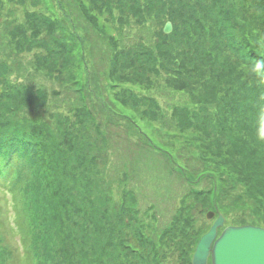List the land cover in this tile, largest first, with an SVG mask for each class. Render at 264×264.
I'll return each instance as SVG.
<instances>
[{
  "label": "trees",
  "instance_id": "obj_1",
  "mask_svg": "<svg viewBox=\"0 0 264 264\" xmlns=\"http://www.w3.org/2000/svg\"><path fill=\"white\" fill-rule=\"evenodd\" d=\"M55 1L56 9L54 6L43 13H24V23L15 25L9 32L11 39L21 36L24 39L23 42L16 40V47L26 45L24 42L29 38L27 44L35 43L49 53L62 55L81 40L71 17L74 9L70 10L65 0ZM254 1L250 16L239 6L245 0H86L88 6L79 0L75 8L93 24H97L96 14L105 11L113 19L115 11L123 14L127 10L137 21L167 17L173 32L159 39L161 46L167 38L184 46L182 53H178L180 70L175 71L173 86L176 92L187 91L197 73L201 84L199 93L195 94L199 109L193 111L187 104L190 102L185 101L167 105L170 113H161L163 107L155 96L131 88L120 90L115 103L134 112L143 106L147 116L162 120L164 129L174 124L210 138L213 134L208 127L211 126L214 133L224 137L221 149L225 158H222L229 177L250 199L261 204V199L264 201V138L260 136L264 124V53L258 48L260 42L264 44V0ZM212 17L216 24L207 26ZM42 33L50 39L49 43L39 38ZM108 40L110 51L107 48L106 52L110 67L106 74L112 82L107 86L109 91L116 81H129L130 76L121 79L120 71L124 69L130 73L134 68L145 70L146 63L151 66L149 72L154 69L155 57L151 52L141 49L128 54L111 37ZM81 43L82 40L80 47ZM168 55L164 49V57ZM143 58L145 61L139 64ZM57 63L53 58L49 69L55 70ZM253 68L255 72L251 71ZM147 82H150L149 76L142 83ZM14 89L15 92L0 93V193L11 195L14 210L15 202L20 201L27 211L24 221L19 211L14 216L23 264H167L165 247L172 245L169 239L172 236L160 234L155 243L141 235L142 225L137 223L140 213L130 206L127 190H122L123 200L118 209L111 205V192L95 177L98 170L94 157L89 155L85 134L66 128L55 135L37 118L29 120L10 115L30 106L32 101L24 87ZM92 95L101 107L105 106L103 95ZM210 106L213 112L207 114ZM85 107L82 104L72 109L75 127L96 124ZM120 117L130 122V117ZM97 136L103 141L108 139L101 134ZM124 138L130 142V135ZM248 207L246 204L242 211L258 212L257 208L254 212ZM0 216L2 220L6 218L5 210L0 209ZM172 222L177 225L178 220ZM118 224H122L120 228ZM183 228L178 230L181 235L185 233ZM125 229L128 231L123 233ZM141 248L145 249L143 253ZM55 253L59 257L56 261L52 260Z\"/></svg>",
  "mask_w": 264,
  "mask_h": 264
},
{
  "label": "rangeland",
  "instance_id": "obj_2",
  "mask_svg": "<svg viewBox=\"0 0 264 264\" xmlns=\"http://www.w3.org/2000/svg\"><path fill=\"white\" fill-rule=\"evenodd\" d=\"M22 1L0 0V93L15 92L14 88L24 87L32 98L30 106L13 111L10 115L29 120L37 118L54 131L55 135H60L66 128L70 131L75 128L79 135L84 133L89 155L94 157V166L98 170L95 177L100 179V185L111 192V205L118 209L123 200L122 190H127L130 206L140 213L137 223L142 225L141 235L155 243L160 234L172 236L169 238L172 245L165 247L167 264H186L187 260L190 264L199 238L208 231L217 213L224 217L218 234L224 227L238 226L237 223L242 221L251 223L247 225L264 228L263 199L262 205L254 202L229 177L221 149L223 136L214 133L211 126L208 127V131L213 134L210 138L197 134L193 129L182 130L174 124L169 129H164L162 120L147 116L142 111L143 106L138 112H134L115 103L116 94L120 90L131 88L155 96L163 107L161 113H170V110H166L167 105L185 101L191 103L187 104L193 111L197 112L199 109L195 94L199 93L201 84L197 73L193 76L195 82L192 81L190 87L187 86V91L176 92L173 86L175 71L180 70L178 65L181 55L178 53L184 46L171 38H167L164 46H161L159 39L173 32V25L166 20L167 17H146L143 21H137L124 9L127 11L123 14L115 11V19L106 11L103 14L95 13L97 24H93L84 15L80 16L79 10L75 8V3L79 0H65L68 8L75 10L71 17L82 40V47L79 39L69 53L58 55L59 53H49L35 43L27 44L28 32V41L24 42L26 45L16 47V40L23 42L24 39L22 36L11 39L9 32L15 25L24 23L26 11L43 13L54 6L56 9L55 0ZM83 1L88 6L86 0ZM239 6L250 16L255 1L245 0ZM168 22L171 31L164 33L163 28ZM215 24L214 17L206 22L207 26ZM108 37L128 54L141 49L151 52L155 57L154 69L149 72L151 66L147 63L145 70L134 68L130 73L124 69L120 71L121 79L130 76L129 81L118 80L112 91H109V75L106 74L110 67L106 52L107 48L110 51L106 44ZM39 38L50 42L43 33ZM164 49L169 53L167 57H164ZM258 50L264 53V44L261 42ZM184 56L182 54V58ZM53 58L58 63L52 71L49 63ZM142 61L145 58L139 64ZM144 76H149L150 82L143 84L146 80ZM93 93L103 95L105 106L99 105L100 101L93 97ZM82 104H86L85 111L93 116L97 128L91 123L75 127L72 109ZM212 106L214 108V104ZM213 108L208 107L207 114H212ZM115 115L128 116L130 122ZM96 132L108 139L103 141ZM126 134L130 135V142L128 138H124ZM160 148L163 149L162 152L159 151ZM197 203H204L201 211L195 208ZM15 204L14 210L11 195L7 192L0 193V209L6 212V218H0V264H23L14 216L19 211L23 216L21 221H24L28 215L20 201ZM246 204L249 205L248 210L253 208L254 212H258L253 214L242 211ZM207 211L214 212V217L207 219ZM174 219L178 220L177 225L172 222ZM121 225L118 224L119 228ZM183 226L185 233L181 235L178 230ZM125 231L128 230H123V233ZM133 235L136 236V233L133 232ZM145 245L144 242L143 246ZM58 248L57 246V250ZM144 251L143 248L142 253ZM53 257L52 260L59 259L57 253Z\"/></svg>",
  "mask_w": 264,
  "mask_h": 264
},
{
  "label": "water",
  "instance_id": "obj_3",
  "mask_svg": "<svg viewBox=\"0 0 264 264\" xmlns=\"http://www.w3.org/2000/svg\"><path fill=\"white\" fill-rule=\"evenodd\" d=\"M171 31L170 23H166L163 32ZM198 211L200 203L195 204ZM212 211L205 217L213 218ZM224 217L217 213L208 231L198 240L192 253L190 264H264V228L254 225H229L218 234L223 226Z\"/></svg>",
  "mask_w": 264,
  "mask_h": 264
},
{
  "label": "clouds",
  "instance_id": "obj_4",
  "mask_svg": "<svg viewBox=\"0 0 264 264\" xmlns=\"http://www.w3.org/2000/svg\"><path fill=\"white\" fill-rule=\"evenodd\" d=\"M251 71L255 72L256 69L253 68V69H251ZM260 136H261V138H264V124H262V126H261Z\"/></svg>",
  "mask_w": 264,
  "mask_h": 264
}]
</instances>
